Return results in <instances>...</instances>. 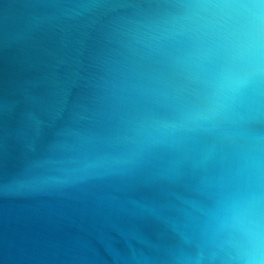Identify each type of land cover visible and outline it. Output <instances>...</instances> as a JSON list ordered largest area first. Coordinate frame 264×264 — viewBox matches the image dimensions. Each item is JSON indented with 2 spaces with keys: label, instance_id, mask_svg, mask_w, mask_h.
<instances>
[{
  "label": "water",
  "instance_id": "95a60500",
  "mask_svg": "<svg viewBox=\"0 0 264 264\" xmlns=\"http://www.w3.org/2000/svg\"><path fill=\"white\" fill-rule=\"evenodd\" d=\"M197 2L0 0V264H240L264 83L216 91Z\"/></svg>",
  "mask_w": 264,
  "mask_h": 264
},
{
  "label": "clouds",
  "instance_id": "9594fccd",
  "mask_svg": "<svg viewBox=\"0 0 264 264\" xmlns=\"http://www.w3.org/2000/svg\"><path fill=\"white\" fill-rule=\"evenodd\" d=\"M192 8L191 31L216 91L234 99L264 83V0H198ZM231 225L240 264H264V194L237 204Z\"/></svg>",
  "mask_w": 264,
  "mask_h": 264
}]
</instances>
